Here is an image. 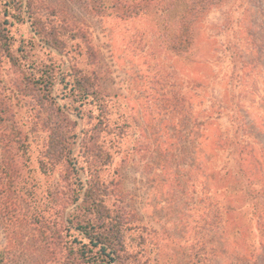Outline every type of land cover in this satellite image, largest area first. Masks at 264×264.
<instances>
[{"label":"rangeland","instance_id":"rangeland-1","mask_svg":"<svg viewBox=\"0 0 264 264\" xmlns=\"http://www.w3.org/2000/svg\"><path fill=\"white\" fill-rule=\"evenodd\" d=\"M44 1L88 30L97 52L90 59L94 63L86 53L70 56L96 71L103 90L117 95L123 110L132 114L135 134L118 164L125 205L137 212L155 243L149 246L148 264H198L191 257V241L202 239L200 235L210 241L209 264H264V191L249 195L253 188L264 190V0H227L212 7L198 20L194 48L185 55L167 47L161 11L95 16L86 0ZM25 18L12 26L16 45L34 33L27 13ZM39 41L41 57L54 56L68 67L65 55L61 59ZM7 87L26 135L22 149L27 170L43 192L60 176L41 172L44 134L31 130L29 105L16 88ZM60 88L56 86L55 95L62 103ZM7 128L0 129V161L2 149L16 139L12 126ZM233 136L250 147L245 160L238 161L246 170L251 165V189L243 180L245 169L241 172L233 158L234 149L216 146L218 137ZM211 203L218 205L222 222L203 234V216ZM17 223L9 227L0 216V242L10 251L11 264H58L43 244L45 237L27 222ZM200 226L206 227L202 233Z\"/></svg>","mask_w":264,"mask_h":264},{"label":"trees","instance_id":"trees-1","mask_svg":"<svg viewBox=\"0 0 264 264\" xmlns=\"http://www.w3.org/2000/svg\"><path fill=\"white\" fill-rule=\"evenodd\" d=\"M86 1L95 16L111 11L120 17L161 11L167 47L185 55L194 48L198 20L227 0ZM25 13L34 33L16 45L12 26L25 23ZM39 40L61 59L66 56L68 67L64 69V63L54 56L41 57L39 49L43 45ZM69 41L76 46L69 48ZM74 52L86 53L87 61L97 57L88 30L71 22L66 13L44 0H0V129L8 131L12 126L10 134L16 138L2 149L0 216L9 227L19 221L32 225L38 230L37 236L45 237L43 244L58 264H148L152 252L149 246L155 243L137 212L125 205L118 164V156L135 134L132 114L123 110L117 95L103 90L96 71L74 61L70 56ZM5 76H10L9 80ZM7 83L29 105L31 130L44 134V149L38 157L41 172L60 176L43 192L27 170L28 159L22 149L26 135L17 122V103ZM57 85H61L62 103L55 95ZM236 139L218 137L216 146H231L242 172L245 168L238 159L245 160L250 147ZM13 144L16 149H12ZM250 169L251 165L243 171L247 189L255 185ZM260 188H253L249 195L264 191ZM210 207L203 216L207 228L199 227L201 233L206 228L203 234L222 222L218 205L211 203ZM261 228L264 230V223ZM200 236L202 239L191 241V257L198 264H209L213 257L210 241ZM0 264H11L10 251L1 242ZM252 264L259 263L254 260Z\"/></svg>","mask_w":264,"mask_h":264}]
</instances>
